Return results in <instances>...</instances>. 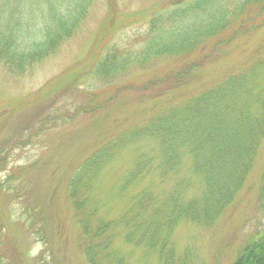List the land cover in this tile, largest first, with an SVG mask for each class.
I'll list each match as a JSON object with an SVG mask.
<instances>
[{"label":"rangeland","instance_id":"1","mask_svg":"<svg viewBox=\"0 0 264 264\" xmlns=\"http://www.w3.org/2000/svg\"><path fill=\"white\" fill-rule=\"evenodd\" d=\"M168 2L95 0L76 33L31 69L17 73L0 62V264H87L67 199L72 171L110 138L208 90L264 50V7L254 5L247 11L256 17L252 28L226 42L207 41L189 55L158 57L110 83L95 82L89 72L108 45L132 42L150 12ZM181 70V78L165 79ZM241 84L251 91L242 107L251 121L261 112L255 98L264 103V62ZM180 147L176 164L161 174L158 141L132 139L93 177L88 192L96 215L115 223L121 264H231L260 229L264 138L215 216L213 198L204 202L212 171L194 167L191 138ZM212 162L230 175L219 153ZM156 208L157 234L168 236L164 250L145 233ZM158 218L172 222L169 234Z\"/></svg>","mask_w":264,"mask_h":264},{"label":"trees","instance_id":"2","mask_svg":"<svg viewBox=\"0 0 264 264\" xmlns=\"http://www.w3.org/2000/svg\"><path fill=\"white\" fill-rule=\"evenodd\" d=\"M94 1L0 0V62L17 73L31 69L76 33ZM254 5L263 8L264 0H170L150 12L144 30L135 35L132 42L108 45L93 64L89 76L95 82L110 83L131 67H141L149 60L189 55L211 40H214L213 44L226 42L228 35L252 28V25L248 26L251 22L249 18L256 17L248 16L247 11ZM33 31H36L35 36H32ZM263 62L264 50L249 65L208 90L173 104L110 138L72 171L67 181V199L87 264L122 263L123 258L112 245L116 236L115 223L96 215L98 209L88 191L103 164L132 139L148 136L158 141L162 174L176 164L180 144L191 138L189 154L194 158V167L212 171L205 173L210 188L204 202L213 198V214L218 213L228 200L230 191L240 181L242 165L255 156L256 147L264 138V103L255 98L261 112L256 119L248 120L242 107L247 104L246 96L251 91L247 93L238 88L245 77ZM183 74L184 71H177L165 79L169 76L181 78ZM87 106L93 110L100 103ZM218 153L222 164L230 162L232 179L214 168L212 161ZM138 163H144L143 159ZM260 191L259 205L264 211V184ZM145 193L140 194L139 199ZM158 212V208L152 209L145 233H151L150 240L164 250L168 236L157 234L155 216ZM136 214L139 216V213ZM158 219L161 223L168 222L169 234L173 228L172 222L168 221L170 217L167 220ZM131 235L130 230L128 238ZM139 239L146 238L142 236ZM231 264H264V218L260 229L245 243Z\"/></svg>","mask_w":264,"mask_h":264}]
</instances>
